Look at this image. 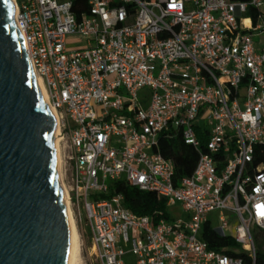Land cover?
<instances>
[{
	"label": "built area",
	"instance_id": "obj_1",
	"mask_svg": "<svg viewBox=\"0 0 264 264\" xmlns=\"http://www.w3.org/2000/svg\"><path fill=\"white\" fill-rule=\"evenodd\" d=\"M13 1L56 110L92 264H256L264 0ZM177 136L199 151L194 172L180 178L158 150L161 137ZM118 180L155 192L167 212L180 202L186 218L138 215L123 194L102 197ZM206 224L236 246L212 249Z\"/></svg>",
	"mask_w": 264,
	"mask_h": 264
},
{
	"label": "water",
	"instance_id": "obj_2",
	"mask_svg": "<svg viewBox=\"0 0 264 264\" xmlns=\"http://www.w3.org/2000/svg\"><path fill=\"white\" fill-rule=\"evenodd\" d=\"M13 0H0V264H66L72 243L57 177L58 118Z\"/></svg>",
	"mask_w": 264,
	"mask_h": 264
},
{
	"label": "trees",
	"instance_id": "obj_3",
	"mask_svg": "<svg viewBox=\"0 0 264 264\" xmlns=\"http://www.w3.org/2000/svg\"><path fill=\"white\" fill-rule=\"evenodd\" d=\"M158 150L166 157L174 160L176 178L190 176L194 172L199 151L186 144L180 136L171 139L161 137ZM256 150V163L264 164V145H257ZM120 193L125 196V205L138 215L154 214L155 211H162L164 215L169 216L167 201L164 198H160L153 191L141 190L125 180L111 182L109 193L103 194L102 197H112ZM257 236L264 241V229H259ZM204 238L209 242L210 247L215 250L227 251V248L236 246L232 238L221 236L208 224L205 225ZM256 264H264V252L259 249Z\"/></svg>",
	"mask_w": 264,
	"mask_h": 264
},
{
	"label": "rangeland",
	"instance_id": "obj_4",
	"mask_svg": "<svg viewBox=\"0 0 264 264\" xmlns=\"http://www.w3.org/2000/svg\"><path fill=\"white\" fill-rule=\"evenodd\" d=\"M69 41H70V43L74 42V43H72L74 47L78 46V45H82V43H81L82 41L78 37L69 38ZM141 93H145L146 95L150 96V91L148 89H146L145 91H143ZM145 105H147V103H145ZM54 143H55V140H54ZM58 144H59V151H58L59 154L57 157L60 158V160H59V162H60V173L62 175V180L64 182V185L66 186L67 190L69 191V175H70V172L68 170L66 171V169H65V164H64V160H63V153H62V141L59 140ZM55 150H56V148H55ZM56 154H57V150H56ZM57 177H58V181H59L58 160H57ZM60 188H61V186H60ZM70 206H71V209L73 212V216L75 217L76 227H77L78 232L80 234V244H81L80 245V256H81V260H80L79 264H92L94 262L93 249H91L89 242H87L83 237L82 223L80 221V218L78 217V211L76 210V207H74L71 204H70ZM168 212H169L170 217L174 220L186 218L185 210H184V208L180 202H177L175 204L170 205L168 207ZM212 216H213V223L217 224V222H218L217 212H214L212 214ZM258 231H259L258 228H254L256 244H257L258 249L264 252V241L261 238H258V236H257Z\"/></svg>",
	"mask_w": 264,
	"mask_h": 264
},
{
	"label": "bare ground",
	"instance_id": "obj_5",
	"mask_svg": "<svg viewBox=\"0 0 264 264\" xmlns=\"http://www.w3.org/2000/svg\"><path fill=\"white\" fill-rule=\"evenodd\" d=\"M38 79H39L40 85H41V87L43 89L45 98H46V100L49 103L48 95H47V92H46V88H45L41 78L38 77ZM52 109H53V111L56 114V110L53 107H52ZM56 116H57V114H56ZM59 131H60V128H59V123H58V129H57V132H56V135H55V139H54L55 140V148L57 150V156L59 154L58 153V151H59V144L58 143H59V140H60ZM57 160H58L59 184L61 186L63 196L66 199V209H67V212H68V215H69V218H70V226H71V230H72V243H71V246H70V249H69V253H68V258H67L66 264H79V262L81 260V256H80V245H81L80 244V234H79L78 229L76 227L75 217L73 216V212H72V209H71V206H70L69 193H68V190H67L66 186L64 185V182L62 180V175L60 173V162H59L60 158L57 157Z\"/></svg>",
	"mask_w": 264,
	"mask_h": 264
}]
</instances>
